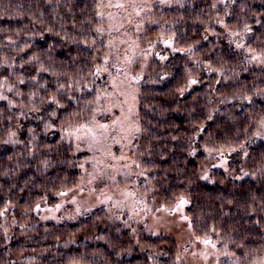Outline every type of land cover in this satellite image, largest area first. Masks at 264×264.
I'll use <instances>...</instances> for the list:
<instances>
[{
	"label": "trees",
	"instance_id": "1",
	"mask_svg": "<svg viewBox=\"0 0 264 264\" xmlns=\"http://www.w3.org/2000/svg\"><path fill=\"white\" fill-rule=\"evenodd\" d=\"M98 3L0 0V264H174L173 238L135 235L105 208L27 218L81 176L62 129L86 120L104 88ZM153 19L163 46L138 87L140 178L155 204L189 199L195 237L255 263L264 259V70L219 26L264 56V0H174ZM221 156L228 169L214 165Z\"/></svg>",
	"mask_w": 264,
	"mask_h": 264
},
{
	"label": "rangeland",
	"instance_id": "2",
	"mask_svg": "<svg viewBox=\"0 0 264 264\" xmlns=\"http://www.w3.org/2000/svg\"><path fill=\"white\" fill-rule=\"evenodd\" d=\"M173 1L98 0L106 46L101 61L104 88H96L92 98L96 104L86 112V120H72L62 129V135L71 138L74 150L82 156L81 176L75 185L57 193L55 201L28 210L27 218L34 219L35 215L43 221L71 220L105 208L125 221L135 235L173 238L179 247L174 264H247L227 249L219 251L213 238L192 234L186 196L173 204H155L157 201L140 178L135 155L138 87L153 71L159 56L158 42L163 46V40L157 38L163 35L151 25L153 8ZM219 29L229 46L243 51L249 61L264 70V56L248 47L241 33L229 29L224 22ZM73 119H77L76 114ZM227 162L221 156L214 165L228 169ZM252 264H264V259Z\"/></svg>",
	"mask_w": 264,
	"mask_h": 264
},
{
	"label": "snow or ice",
	"instance_id": "3",
	"mask_svg": "<svg viewBox=\"0 0 264 264\" xmlns=\"http://www.w3.org/2000/svg\"><path fill=\"white\" fill-rule=\"evenodd\" d=\"M183 202V201H182Z\"/></svg>",
	"mask_w": 264,
	"mask_h": 264
}]
</instances>
